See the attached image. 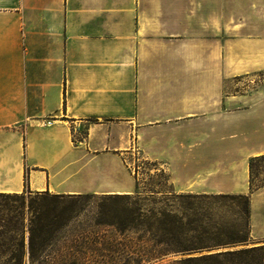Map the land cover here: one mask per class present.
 Wrapping results in <instances>:
<instances>
[{"label": "crops", "instance_id": "1", "mask_svg": "<svg viewBox=\"0 0 264 264\" xmlns=\"http://www.w3.org/2000/svg\"><path fill=\"white\" fill-rule=\"evenodd\" d=\"M259 73L264 0H0V193H131L135 153L177 192L247 193Z\"/></svg>", "mask_w": 264, "mask_h": 264}, {"label": "trees", "instance_id": "2", "mask_svg": "<svg viewBox=\"0 0 264 264\" xmlns=\"http://www.w3.org/2000/svg\"><path fill=\"white\" fill-rule=\"evenodd\" d=\"M168 179V178H167ZM248 193H190L175 192L173 189L150 190L152 194L141 196L133 193L100 194L99 202L115 200L120 208L111 211L104 208L103 214L110 219H102L97 224L113 228V236H99L107 245L114 247L120 262L115 264H264V245H247L249 235L250 192ZM136 189V183H135ZM160 193V197H150ZM96 194H57L48 191L23 190L20 193H0V238L12 241L22 238L27 232L28 256L55 238V230L69 220L63 207L57 204L77 202L81 196ZM151 198V199H150ZM14 204L11 206L7 203ZM148 201V202H146ZM234 206L232 216L225 211L214 212L215 206ZM4 206L5 212H1ZM63 206V205H62ZM218 206V207H219ZM26 214L27 223H23ZM63 243L68 244L78 238L65 235ZM68 242V243H67ZM20 248L11 253L6 264H21L23 241ZM213 252H202L212 248L237 246ZM113 251V252H114ZM181 255L161 263L168 255ZM192 254V255H188ZM14 262L11 263L10 261ZM67 264H75L74 260Z\"/></svg>", "mask_w": 264, "mask_h": 264}, {"label": "rangeland", "instance_id": "3", "mask_svg": "<svg viewBox=\"0 0 264 264\" xmlns=\"http://www.w3.org/2000/svg\"><path fill=\"white\" fill-rule=\"evenodd\" d=\"M251 81L252 80H247L244 82L243 86L241 84V86L238 85L236 87H244V89H246L247 82L250 84L256 83L257 86L263 87L264 73L256 74L254 77V83ZM127 162L135 178V190L139 191L142 194L141 196L147 197V194H152L149 192L150 190H158L159 188L168 190L173 189L168 174L163 170L158 162L145 159L137 153L129 155ZM248 181L249 186L254 188L252 192L264 185V154L249 159ZM252 192H250V198ZM93 194L96 195L92 197L81 196L78 198L77 202H63V204H57V210H60L61 207H63V210L66 209V212L69 214V220L65 221L64 224L55 230V238L48 241L49 243L47 245H44L40 249L36 248L35 254L31 258L28 256L26 231L23 239L17 238L10 241L7 238L1 237L0 264H6V261L10 258L11 253H17V250L15 249L20 248V245L17 243L18 241H23L24 253L21 264H67L72 260H74L75 264H115L116 262H120L118 260L119 257L114 251V247L110 244H105V242L99 238V236L104 238L113 236V228L97 224L99 220L111 218L110 215L103 214L101 211H103L104 208H109L111 211L118 210L120 208L119 202L115 200H105L104 202H99L100 197L98 196H100V194ZM150 197L158 198L160 197V193H155ZM3 201L4 200L1 199L0 202L3 203ZM249 202L251 203V201ZM7 203L10 204L9 201H7ZM10 205L13 206L14 204ZM218 206L213 208L214 212L218 213L225 211L226 217L231 215L232 212L236 210V207L234 206ZM1 209V212H5L6 210L4 206H1ZM23 217V223L26 224V214L23 215ZM248 223L249 235L247 245H256L254 244L255 239H253L250 233V217ZM82 233L86 234L87 237H81L69 243L67 242L68 244L63 243V236L68 235L79 237ZM240 246L242 245L212 248L210 250L195 252L193 254L213 252L223 249H233ZM180 256V254L168 255L161 261V263L170 261ZM10 262L13 263L14 261L11 260ZM158 263L159 262H156L154 264ZM128 264H130V262Z\"/></svg>", "mask_w": 264, "mask_h": 264}, {"label": "built area", "instance_id": "4", "mask_svg": "<svg viewBox=\"0 0 264 264\" xmlns=\"http://www.w3.org/2000/svg\"><path fill=\"white\" fill-rule=\"evenodd\" d=\"M47 123L49 124V123H50V121H47Z\"/></svg>", "mask_w": 264, "mask_h": 264}]
</instances>
